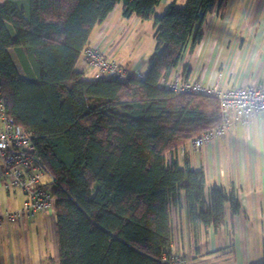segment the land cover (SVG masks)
<instances>
[{
    "label": "trees",
    "instance_id": "16d2710c",
    "mask_svg": "<svg viewBox=\"0 0 264 264\" xmlns=\"http://www.w3.org/2000/svg\"><path fill=\"white\" fill-rule=\"evenodd\" d=\"M229 0L172 1L153 20L157 48L144 78H88L77 68L96 24L120 2L151 19L161 0H3L0 79L8 113L33 136L57 180L60 264H164L174 208L220 226L240 203L206 171L170 161L182 143L221 121L217 98L165 85L209 15ZM16 52L22 74L12 54ZM2 215V214H1ZM264 264V261L256 263Z\"/></svg>",
    "mask_w": 264,
    "mask_h": 264
},
{
    "label": "crops",
    "instance_id": "0c3cea01",
    "mask_svg": "<svg viewBox=\"0 0 264 264\" xmlns=\"http://www.w3.org/2000/svg\"><path fill=\"white\" fill-rule=\"evenodd\" d=\"M183 4V0H172ZM170 0H161L154 16L142 20L136 15L127 17L120 2L100 23L90 37L108 56L120 60L126 67L145 73L151 58L143 52L127 57L121 52L122 41L139 25L147 22L154 36L153 20L166 10ZM3 0H0V4ZM13 54V52H12ZM83 57V56H82ZM79 64V61H78ZM77 68L86 73L89 65L83 57ZM222 72L224 88L250 82L264 83V0H229L224 15L217 11L208 16L204 35L194 47H187L178 65L172 69L185 78L215 82ZM95 69L91 70L93 78ZM189 159L195 168L206 171V192L214 185L233 192L240 203L234 212L226 205V217L218 226H206L188 214L185 203L174 208L172 249L186 260L199 264H256L264 261V118L258 114L254 123L239 125L233 134L214 139L199 151L178 160L183 165ZM26 194L19 188L4 185L0 159V216L5 209L21 207ZM33 219L35 224L47 226L55 241L47 236L21 235V228ZM57 215L52 210H40L31 217L10 223L0 220V264H60L57 237Z\"/></svg>",
    "mask_w": 264,
    "mask_h": 264
},
{
    "label": "built area",
    "instance_id": "2783aa9c",
    "mask_svg": "<svg viewBox=\"0 0 264 264\" xmlns=\"http://www.w3.org/2000/svg\"><path fill=\"white\" fill-rule=\"evenodd\" d=\"M82 56L95 69L93 78H144L146 73L126 67L120 60L106 55L98 45H87ZM222 72L212 84L197 79L185 78L175 73L171 79H164L165 85L176 92H193L217 98L221 106V121L193 136L170 153V161H178L189 153L199 151L214 139L233 134L239 125L254 123L258 114L264 118V83L250 82L224 88ZM0 159L3 165L4 185L7 189L19 188L26 194L21 207L5 209L0 220L10 223L24 217H31L40 210L56 213L54 190L57 180L47 168L39 154L33 136L8 113L0 79ZM164 264H199L186 260L174 249L164 251Z\"/></svg>",
    "mask_w": 264,
    "mask_h": 264
},
{
    "label": "rangeland",
    "instance_id": "374dc122",
    "mask_svg": "<svg viewBox=\"0 0 264 264\" xmlns=\"http://www.w3.org/2000/svg\"><path fill=\"white\" fill-rule=\"evenodd\" d=\"M180 1L182 0H179L178 3H180ZM186 2L187 0H183L182 2L183 4H178V5H185ZM150 29H151V25H148L147 22H144L142 25H139L138 28L135 31H133L127 39H124L122 41L121 52L127 57H135L143 53L144 51L150 55L153 49L155 48L156 50L157 48V41L155 37L153 36V33H151ZM12 52L16 58V62H17L18 67L20 68V71L22 72V74L25 75L20 62L16 57L15 50L12 49ZM82 60H83V57L80 58L79 64ZM93 69H94L93 67L89 66L84 76L89 78L91 76V70ZM51 226H52L51 224L47 226H45V224L44 225L35 224L33 222V219H31V221L29 220L28 223H25V227L21 228V235L24 236V233L26 231L25 234L28 237L30 236L35 237L37 235H40L42 237L47 236L49 240L53 239L55 241V235L51 230Z\"/></svg>",
    "mask_w": 264,
    "mask_h": 264
}]
</instances>
